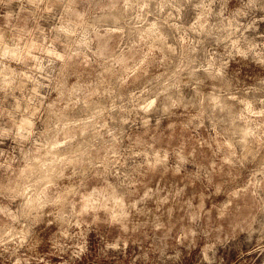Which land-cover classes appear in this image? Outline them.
Here are the masks:
<instances>
[{"label": "clouds", "instance_id": "1", "mask_svg": "<svg viewBox=\"0 0 264 264\" xmlns=\"http://www.w3.org/2000/svg\"><path fill=\"white\" fill-rule=\"evenodd\" d=\"M0 264H264V0H0Z\"/></svg>", "mask_w": 264, "mask_h": 264}]
</instances>
